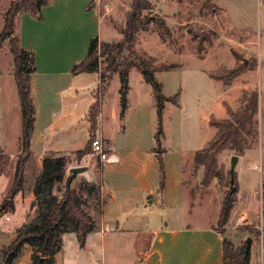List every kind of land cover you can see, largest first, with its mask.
<instances>
[{
  "label": "rangeland",
  "instance_id": "rangeland-1",
  "mask_svg": "<svg viewBox=\"0 0 264 264\" xmlns=\"http://www.w3.org/2000/svg\"><path fill=\"white\" fill-rule=\"evenodd\" d=\"M21 1L12 2L8 17H12L14 7ZM151 2L153 11L149 14H158L166 19L170 34L166 38L162 37L157 25L152 23L148 30H141L138 33L134 46L137 50L145 51L154 57L159 67L155 75L162 85V93L165 96L180 93L179 103H169L163 115L165 137H162V146L171 148L182 146L189 151L202 148L207 140L213 139L215 135L205 120V115L215 113L209 116L211 125L219 119L215 115L223 116L224 111L220 109L219 103L227 94L225 85L227 89L233 87L230 93L234 94L231 97L232 105L228 101L224 102L225 110L227 105L237 109L243 102L242 97L245 92L257 91L259 95L255 115L258 135L255 140L249 138L252 141L242 153L230 147L220 151L217 159L223 175L222 179L214 178L209 186H202L203 167L195 171L193 161L189 158L185 161L184 172L187 205L191 209L196 205L201 206L199 210L201 220L190 218V221L195 224L205 222L219 231L228 232L226 238L237 248L244 246L246 248L247 238L251 236L252 242L248 251L250 264H264L262 246L264 235V188L262 187L264 181V0H151ZM96 4L102 19V35L95 55L98 56L102 69L104 56L101 43L122 39L121 31L126 26L130 0H97ZM223 5L228 8L229 13ZM1 15H3L2 12H0V25L2 24ZM16 15L17 13L14 16L12 30L4 32V27L0 30L1 143L4 142L6 135L12 137L20 123L19 95L15 85L16 80L14 81L16 61L11 51L18 45ZM27 65L29 66V63ZM130 71L131 101H139L144 105L150 126L149 135L153 139L158 123L152 88L144 82L142 78L144 76L139 69L134 68ZM25 75L28 76V74ZM83 77H98L97 82L93 80L90 85V88L94 83L96 85L94 103L99 113L93 126L88 120L89 137L87 132L82 131V125L78 127L79 123H83L84 115L76 118L75 124L78 131L67 134L62 128L52 134L54 136L52 139L59 142L58 144L62 147L77 148L88 139L84 145L85 154L78 155L77 150L67 155V177L71 175L72 167L86 166L84 172L76 175L72 184L75 188H79L86 182L99 180L102 166L99 157L92 152L91 138L100 135L109 147L101 129L102 112L108 107L109 111L112 110L120 97L118 73L113 75L115 78L108 86L99 82L100 74L98 73L97 76L87 74ZM106 90L108 93L105 97ZM64 133L68 138L64 137ZM6 142L8 143L9 139H6ZM154 142L156 143L155 140ZM7 152V160L4 161L7 166L4 170L9 166L13 169L12 175L7 170L8 172L0 178V198L2 199L11 187L17 159L15 146L8 147ZM233 155H239L234 176L239 187L238 201L232 209L228 222L223 225L220 222V207L226 193L230 192L229 170ZM27 165L25 183L29 187L34 179L33 175L37 172L36 159L31 156ZM7 181H10L9 185ZM84 207L88 208L96 219L99 217L101 209L97 207L94 198H91ZM33 209L34 211L31 209L24 223L38 219L39 212ZM163 213L160 210V214ZM4 215V213L0 214V220ZM20 218V213H16L11 224L20 228L24 224L20 222ZM7 222L3 221L4 224ZM166 222L165 218H158L156 224L146 227L144 237H151L157 229L165 227ZM175 222L178 225L183 220H175ZM241 225L247 226L242 228ZM96 229L97 227L92 232ZM113 235V233H107L104 238L106 240L105 264H131L134 260L140 264L141 257L136 255L137 243L134 236L130 239L125 237L115 239ZM91 238L95 240L94 249L90 253H84L77 252L78 239L74 231L63 234V246L57 252L59 263L101 264V240L93 235ZM5 248L8 246L3 245L0 248V264H6L3 261ZM26 254L24 249L18 258L20 262L27 259ZM87 254H90L89 258Z\"/></svg>",
  "mask_w": 264,
  "mask_h": 264
},
{
  "label": "crops",
  "instance_id": "crops-1",
  "mask_svg": "<svg viewBox=\"0 0 264 264\" xmlns=\"http://www.w3.org/2000/svg\"><path fill=\"white\" fill-rule=\"evenodd\" d=\"M13 1L16 0H0V12L3 13L0 30L4 27L5 13ZM96 2L97 0H49L47 4L41 6L38 15L25 10L19 11L16 15L19 49L31 53L36 65V71L30 77V86L36 107L31 149L32 157L37 161V172L33 175L31 185L28 187L25 183L24 189L16 194L15 211L8 212L0 220V248L3 245L8 246L16 237L18 227L11 224L16 213H20V222L24 223L31 209L34 211L33 188L44 158L52 154L67 156L83 148L88 140L77 148L62 147L58 144L59 142L52 139L54 137L52 134L62 128L67 134L78 131L75 124L76 118L84 115L83 123H79L78 127L82 125V131L87 132L89 137L88 113L94 103L96 88L95 83L92 88L90 85L93 80L97 82L98 77H83L87 74L97 76V73L76 74L73 68L86 58L91 40L95 37L100 38L102 35V19ZM223 7L226 11L228 10L225 5ZM130 78L129 76L128 107L124 116L121 114V95L112 110L109 111L108 107L102 112L101 129L109 143V151L118 157V162L101 164L102 171L96 182L102 185L105 202L100 208L101 213L97 219L92 214L96 220L97 229L87 234L84 245H81L78 240L77 252L90 253L94 249L95 241L91 235L96 236L101 240V264H105L106 240L104 238L107 233H113L115 239L123 237L130 239L134 236L137 243L136 255L141 257L140 264H225L223 239L227 237L228 232L221 234L211 224L205 222L195 224L190 221V218L201 220L199 215L201 206L196 205L191 209L187 205L184 164L187 158L193 161L196 151L201 148L188 151L182 146L171 148L163 145L165 149L162 155L164 186L161 189V169L154 152L157 143L154 142L155 134L151 139L144 105L139 101H131ZM142 78L152 88L155 98L152 85L145 77ZM118 79L120 81V77ZM217 81L223 83L220 80ZM225 86L227 94L219 103L220 109L224 111L223 116L215 115L219 119L228 118V112L223 107L224 102L228 101L232 105L231 97L234 95L230 93L233 87L227 89V85ZM1 89L0 86V91ZM169 103L171 102L165 103L163 115ZM154 104L157 119L155 99ZM18 113L20 115L18 128L16 127L12 137L6 135L5 138V140L9 139V144L5 143V140L0 142L5 153H8V147L15 146L17 158L22 128L21 106ZM211 114L205 115V120L215 135L217 128L209 122ZM67 134L64 133L65 138H68ZM162 137H165V134ZM206 142L208 143L209 140ZM6 166L4 164V167ZM4 167L0 178L8 171L12 175V166L5 170ZM27 171L28 165L26 174ZM9 183L10 181H7V185ZM1 199L2 197L0 203L4 198ZM160 210L164 213L160 214ZM7 215L9 218L6 217ZM158 218H165L166 226L157 229L151 237H144L146 227L156 224ZM4 220L8 222L4 224ZM175 220H183V222L177 225ZM24 249L27 259L24 262L17 259L15 264L31 262L32 247L26 245ZM87 255L89 258L90 254ZM55 263L60 264L57 253ZM131 264H138V262L134 260Z\"/></svg>",
  "mask_w": 264,
  "mask_h": 264
},
{
  "label": "trees",
  "instance_id": "trees-1",
  "mask_svg": "<svg viewBox=\"0 0 264 264\" xmlns=\"http://www.w3.org/2000/svg\"><path fill=\"white\" fill-rule=\"evenodd\" d=\"M48 1L22 0L18 6L14 7L12 17H8L10 10L5 13L3 31L12 30L16 13L25 10L38 15L41 6L47 4ZM152 11L151 0H130L126 26L121 31L122 39L101 43L102 55L104 56L103 68L101 69L99 58L95 55V50L99 44V38L95 37L90 42L86 58L75 65L73 72L76 74L82 72L98 73L101 82L106 85L109 84L113 75L118 73L121 81L122 116L128 107L130 70L132 68L139 69L147 82L152 85L157 104L158 122L155 133L157 146L154 148V152L160 164L162 189L164 186L162 155L165 152L161 142L164 135L163 110L167 101L178 104L180 93L178 92L171 97L162 93V85L155 75L159 67L156 65L154 57L145 51L137 50L134 46L138 33L141 30H148L152 23L157 25L162 37L169 36L170 29L166 19L158 14H149ZM11 51L16 61L15 80L21 106L22 128L13 184L0 203V214L15 211V196L24 189L26 165L32 156L31 141L36 120V107L30 86V75L36 71L34 56L24 49H19V44L13 47ZM242 98L243 102L237 109L227 105L228 118L217 119L213 122L217 128L214 138L205 147L197 150L194 155L195 171L203 167L202 186H209L214 178L222 179L223 175L217 158L223 148L230 147L242 153L258 135L255 115L258 109L259 95L257 91L245 92ZM98 113L94 103L88 113L91 125L98 117ZM93 139L92 137L91 143ZM85 149L86 147L78 150L77 154H85ZM6 157V153L0 145V176ZM67 164L68 157L65 155L52 154L44 158L33 188L35 199L32 205L39 212L38 219L24 223L17 229L16 237L3 251V261L6 264H13L20 257L26 245H30L33 251L29 264H56L55 255L62 247L63 234L74 231L80 244L84 245L87 234L96 228V220L84 205L91 198H94L97 207L101 208L105 202L102 185L100 182H86L79 188L72 187L76 176L72 180H70V176L67 177ZM229 186L230 192L226 193L220 208V222L223 225L228 222L232 209L238 201L239 187L235 179L230 180ZM262 187L264 188V181ZM245 226L247 225H241L242 228H246ZM220 232L221 234L225 233L224 231ZM262 239L264 250V235ZM223 256L225 264H250V254L246 253L245 246L237 248L226 237L223 239Z\"/></svg>",
  "mask_w": 264,
  "mask_h": 264
},
{
  "label": "built area",
  "instance_id": "built-area-1",
  "mask_svg": "<svg viewBox=\"0 0 264 264\" xmlns=\"http://www.w3.org/2000/svg\"><path fill=\"white\" fill-rule=\"evenodd\" d=\"M99 82H101V79ZM91 144L92 152L99 157L101 164H112L118 162V157L109 151V147H107V143L103 137L96 135ZM6 217L9 218L8 215Z\"/></svg>",
  "mask_w": 264,
  "mask_h": 264
},
{
  "label": "water",
  "instance_id": "water-1",
  "mask_svg": "<svg viewBox=\"0 0 264 264\" xmlns=\"http://www.w3.org/2000/svg\"><path fill=\"white\" fill-rule=\"evenodd\" d=\"M238 161H239V155H233L231 157V167H230V171L229 172H230L232 180L234 179V176H235V169H236V166L238 164ZM85 170H86V166H74V167H72L70 169V172H71L70 180H72L78 173H82ZM251 242H252V237L249 236L247 238V245H246V248H245L246 253H248V251H249V248L251 246Z\"/></svg>",
  "mask_w": 264,
  "mask_h": 264
}]
</instances>
